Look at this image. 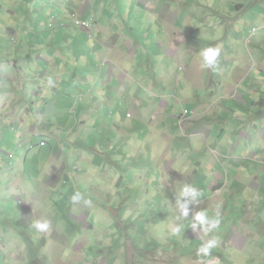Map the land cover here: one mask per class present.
<instances>
[{
    "label": "rangeland",
    "instance_id": "rangeland-1",
    "mask_svg": "<svg viewBox=\"0 0 264 264\" xmlns=\"http://www.w3.org/2000/svg\"><path fill=\"white\" fill-rule=\"evenodd\" d=\"M238 3L243 0H75V4L73 0H0V39L16 33L19 40H34L25 37L28 32L37 36L35 43L51 37L84 39L88 36L70 33L71 29L64 32L60 26L65 22L74 28L71 12L87 16L94 25L89 37L104 41L101 53L112 62L109 67L115 64L126 73L119 82L123 98H116L109 111L92 103L91 98L102 99L94 90L84 101L83 121V98L73 106L71 120L62 113L66 110L46 111L40 118L44 124L59 126L60 132L72 127L69 142L62 136L63 148L100 154L93 161L101 165L93 166L89 187L81 191L91 201L84 214L90 216L85 222L88 230L75 222L82 212L71 201L77 191L68 190L70 180L59 184L68 186L67 194L56 192L55 183L41 189L37 178L46 177L39 173L42 162L37 166L32 157L37 155L35 143L19 150L15 133L7 132L17 146L10 155L19 157H10L11 168L0 173V264H264V83L256 61L264 55V23L252 6L246 9ZM18 10L21 14L11 18L9 13ZM22 18L25 21L20 23ZM54 21V28L48 29ZM255 26L259 29L251 37ZM207 47L219 48L220 55L216 66L203 68L202 73L198 54ZM16 48L17 43L10 46L9 55L19 53ZM52 48L44 46L42 51ZM1 49L0 65L7 66L9 59ZM71 51L82 52L77 43ZM187 65L191 66L185 73ZM26 84L33 88L35 80ZM91 85L90 81L84 92ZM226 85L235 95L224 92ZM46 86L37 85L32 103L37 105L38 98L46 95ZM182 87L191 90L181 93ZM141 91L157 104L155 110L147 106L138 115L128 98ZM216 95L224 107L213 108ZM203 104L212 109L206 117ZM26 110L36 115L31 105ZM190 119L197 120L195 128L201 129L196 136L188 132ZM154 120L161 126H154ZM71 121L73 125L65 127ZM169 130L178 141L172 143L167 158L170 145L162 134ZM154 135L160 139L155 146L150 142ZM177 149H187L181 162L174 157ZM99 169L101 183L96 177ZM19 175L26 186L22 191L19 187L24 184L16 181ZM250 176H254L253 188ZM100 184L104 189L99 190ZM185 185L202 193L196 200L181 198V203L187 202V217L176 203ZM20 195L33 202L32 214L30 202H18ZM198 211L218 218L219 226L208 233L193 231ZM37 220H49L50 230L38 233L32 227ZM174 226L181 227L179 234H172ZM209 240L216 242L210 254L198 255L197 249Z\"/></svg>",
    "mask_w": 264,
    "mask_h": 264
},
{
    "label": "crops",
    "instance_id": "crops-1",
    "mask_svg": "<svg viewBox=\"0 0 264 264\" xmlns=\"http://www.w3.org/2000/svg\"><path fill=\"white\" fill-rule=\"evenodd\" d=\"M77 1L79 2L80 0ZM27 2L28 0H24V3ZM73 3L75 4V0H73ZM249 6L253 7L251 11L256 14L257 18L260 15L262 23H264V0H243V4L238 3V7H245L247 9V7ZM26 9L27 8H25V10ZM151 9L154 8L152 7ZM19 11L20 10L16 12L12 11L11 13H9L10 17L16 18L18 14H21V12ZM86 14L87 11L83 13L84 16ZM85 17L87 19V16ZM24 19L25 18L20 19V23L25 21ZM54 23L55 21L52 23V29L54 28ZM253 28L259 29V26H255ZM60 29L64 32L71 29L69 30L70 33L87 35L83 31L70 28V25L65 24V22L62 23ZM95 29L96 28H94V31ZM16 35L17 34L15 33L8 39H0V48H2L1 51L5 55V58L9 59V63H7V66L0 65V71L2 72L0 73V106H3L0 110V173L5 168H11V160L19 157L18 156L12 158V156L10 155L12 150L16 149L17 146H14V144L10 142L12 137L9 136L8 133H15V137L18 138L19 150L23 149L24 146L30 145L32 142L35 143V150L37 151L35 153H37V155H34L32 157H36L35 165L38 166L42 162V165L39 167V173H45L46 177L42 178L39 176L37 178V184H39L42 189L46 188L44 185L46 183H49V187H52L55 183L56 192H60L61 194L63 192L67 194L68 190L72 191V188L75 191L79 192L82 199L80 201L74 202V205L75 208L82 213L80 214V216L79 214L77 215L79 217L75 218V222H77V224L83 230H88L91 227H89V225H85V222L86 220H90V216L84 215L88 209V205L87 203H85L88 198L87 195H85L81 191L82 189L85 188L86 190L89 187V179L93 171V166L97 167L101 165L102 162H97L95 160L96 163H94L95 161H93V158L98 159L100 157V154L96 153L94 156H92L82 151H74L73 149L67 150L65 147L63 148L62 143L64 141V138L62 136L67 137V141L69 142L71 139V135H74L72 127L70 131H62V133L59 131V126L44 124L40 118L43 114L45 116L46 111H49V113L51 114L54 112V110H57L58 112L66 110V112L62 113H67V115L69 116V120H71L70 112L73 110V106L76 102H79V100L83 98V102L81 104L82 110L80 112V117L83 121L87 118V110H85V106L83 105L84 101L87 100V93H89L90 95V93H92L94 90H96L99 95H102V99L91 98L92 103L97 104L95 107L107 110L108 106H113L111 104L116 103V98L119 97L122 100L124 94L123 89L121 88V86H119V82L125 79L126 73L117 68L115 64L111 66L112 69L109 67L112 62L110 63V60H107L105 56L106 53H101L102 50H105V43L101 39H94L93 37H86L84 39H81L75 38L74 36L59 38L51 37L44 39L45 42L42 40L41 42L35 43V39H37V36L34 34L32 35L28 32V34H26L25 36H33L34 40H19L18 38H16ZM85 39H91L89 41H92L94 44H96V46L92 48L93 43L86 41ZM15 43H17L18 45V48L16 49L19 50V53L13 54V57L16 56L15 58H13L11 55H9L10 52H12L10 46L15 47ZM76 43L78 45V48L82 50L81 53L71 51L73 50ZM44 46H53L54 49H46L43 52L42 47ZM95 48H98V50H100V53L94 52ZM30 54L37 55L34 56L33 60L27 61ZM172 54L173 49H171V53L169 55L171 56ZM183 54L184 56L188 54L186 48H184ZM85 56L88 58L87 61L83 60V57ZM260 57L256 61L259 63V71L262 74L261 76H259V78L261 79L260 82L264 83V55ZM16 59H20L21 61H17ZM68 62L73 63L70 64L71 68H67L66 63ZM92 65L94 66L92 67ZM190 66L191 65L185 66V73L190 69ZM48 69L52 70L48 72ZM201 70L203 73V67H201ZM206 72L207 71L205 69L204 75L206 74ZM244 78L245 76L241 75V80ZM27 80H35V86L33 88H29V86L26 84ZM90 81L92 84L90 89L84 92L87 86L90 85ZM37 85L47 86L46 95L39 97V103L36 105L32 103V100L36 97L35 92L37 91ZM222 88L224 89V92L226 94H230V96L235 95V93H228V85H226L225 87L223 86ZM190 90V87L187 89L182 87L181 93L185 91L189 93ZM18 92L20 93V95L18 94ZM147 94V92L141 91L135 96H129L128 98V101H130L131 104L135 106L138 115H140L141 110L145 109L147 106H151L155 110L154 104H157V101L152 99L148 100ZM218 98L219 95H216L214 98L215 106L213 108L224 107L225 104H221L220 101H218ZM30 105L31 109L36 111L35 116L34 114L28 113V110H26ZM78 106L79 105L77 104L76 108ZM202 106L205 107L203 116L206 117L211 114L212 109L207 108V104H203ZM40 110H44V112L39 113ZM112 116L115 117L114 114H112ZM205 117H203V119ZM71 122L72 124L70 122H67V126L65 127L72 126L73 121ZM196 122L198 121L191 120L190 122H188L191 123V126L188 128V132L193 136L201 133V129L195 128L194 123ZM152 124L154 126H161L155 120ZM83 125L84 123H81V127ZM54 128L56 129V132ZM163 129L165 130V128ZM158 130L159 133H162L161 128H159ZM57 133V136L60 137L58 141L56 140ZM158 135H154L150 140V142L154 146L160 140L158 138ZM162 136L163 139L168 140L170 145L167 154L168 158V156H171L174 149L172 143H176L178 141V137L176 133L171 130L166 131V134H162ZM259 136L260 134L258 135V137ZM13 142L15 143V140ZM41 142H44L46 144L45 147L40 148L38 146ZM196 142L197 141L195 140V143ZM54 143H56L55 146L53 145ZM260 144H262V142ZM260 144L256 149L258 151L262 147V145ZM68 146L69 145L67 143L66 147L68 148ZM186 150L187 149H177V151L174 153V157L178 158L179 162H181V156L186 153ZM256 152L254 151L250 153V156H254ZM24 154L25 153H23L22 155ZM10 157L12 159H10ZM169 164L170 168L174 166L173 163ZM184 167V164L180 166V168ZM7 173L8 171H6V175ZM100 175L102 174L101 170L99 169L96 175L99 183H101ZM237 178L239 180L242 179L240 175H238ZM249 179L251 182L250 187H255V182L252 181L254 179V176H250ZM22 180L23 176L20 175L16 179L17 182L24 184ZM68 180H70L68 190L66 189L68 186L65 183H63L59 187L61 181L67 182ZM23 188H26L25 184L22 188L19 187L21 191ZM100 189H104L102 184H100L99 186V190ZM62 197V202H66L67 196L63 195ZM22 200L30 202L29 214H32V207L34 206L32 205L33 202L25 197V195H20V199L18 202H21ZM199 202L200 201H198L197 204ZM69 206L72 207L73 203H70ZM28 218H24L23 223H26L28 221ZM68 228L69 226L65 228V232ZM189 236H192V233H190Z\"/></svg>",
    "mask_w": 264,
    "mask_h": 264
},
{
    "label": "clouds",
    "instance_id": "clouds-1",
    "mask_svg": "<svg viewBox=\"0 0 264 264\" xmlns=\"http://www.w3.org/2000/svg\"><path fill=\"white\" fill-rule=\"evenodd\" d=\"M70 18H72L73 23H74V28L79 31L87 32V36H91L92 33V28H93V23L88 22L86 18L74 16L72 12L70 13ZM81 21L85 22L88 24V29L84 30L78 27L75 22L76 21ZM53 24H49V29H51ZM256 32V28H253L251 30L252 36H254V33ZM250 34V35H251ZM251 36V37H252ZM199 58H200V63L201 67L203 68H214L217 63V58L220 55V49L215 48V47H207L204 48L199 52ZM40 144V143H39ZM46 145V144H45ZM39 146V145H38ZM41 148V147H40ZM202 195V193L198 192L195 188L190 187L185 185L179 192V199L176 200V203L180 209V213L182 216L187 217L188 216V208H187V202L181 203V198L185 197H190L192 200H196L197 197ZM82 199L81 194L79 192H76L72 197L71 201L72 202H77ZM85 203L90 204L91 201H85ZM220 224V220L218 218H209L207 213L204 211H198L194 214L193 216V223L191 224V228L193 231H195L197 228L200 230H203V232L208 233L212 231L213 229L217 228ZM32 227L38 232V233H43L47 232L51 228V222L49 220H37L33 223ZM181 231L180 226H174L171 229V232L173 235L179 234ZM215 240H209L206 244L201 245L197 249V254L198 255H204L207 256L210 254L212 248L215 246Z\"/></svg>",
    "mask_w": 264,
    "mask_h": 264
},
{
    "label": "built area",
    "instance_id": "built-area-1",
    "mask_svg": "<svg viewBox=\"0 0 264 264\" xmlns=\"http://www.w3.org/2000/svg\"><path fill=\"white\" fill-rule=\"evenodd\" d=\"M76 21V20H75ZM75 24L80 27L81 29H84V30H87L88 29V24L85 23V22H81V21H76ZM39 147L43 148L45 147V143L44 142H41L39 144Z\"/></svg>",
    "mask_w": 264,
    "mask_h": 264
}]
</instances>
